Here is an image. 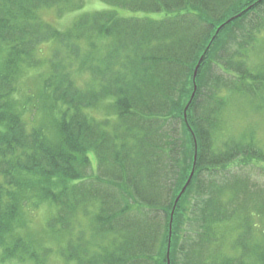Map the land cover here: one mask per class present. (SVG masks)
Segmentation results:
<instances>
[{
	"label": "trees",
	"instance_id": "16d2710c",
	"mask_svg": "<svg viewBox=\"0 0 264 264\" xmlns=\"http://www.w3.org/2000/svg\"><path fill=\"white\" fill-rule=\"evenodd\" d=\"M101 1L0 0V262L264 264V0Z\"/></svg>",
	"mask_w": 264,
	"mask_h": 264
},
{
	"label": "rangeland",
	"instance_id": "374dc122",
	"mask_svg": "<svg viewBox=\"0 0 264 264\" xmlns=\"http://www.w3.org/2000/svg\"><path fill=\"white\" fill-rule=\"evenodd\" d=\"M104 6L101 0H87V3L84 7V10H89V11H93L95 9H97L98 7H102ZM80 10H74L72 12L70 11H66L63 14H60V12L57 10V8L55 7H51V8H43L42 11H40L41 16L47 20L50 21L51 23L63 28L65 26H67L71 19L75 16V14L77 12H79ZM52 48V44L50 42L48 43H44L42 45V51L41 54L42 56H47ZM73 66L74 67H78V64L76 63V60L73 57ZM75 78H77L79 81H86L87 78L89 77V74L86 71H81V70H77V72H74ZM37 80H40V76L37 75ZM29 87H26V94L25 95H31L32 92H35L37 90V82L36 79H28L27 80ZM29 88L32 89V92L30 93ZM99 108V107H98ZM97 108V109H98ZM94 109L93 113L94 115H100L99 110ZM235 114H233V116L231 117L232 122L230 125L231 130L233 131H237L240 132L242 130V125L241 124H250V123H262V127H260V130L263 133H259L261 134V136L264 137V113H258L255 111H250L248 113L243 112L242 110L239 111L238 113L236 111H234ZM34 117V115H33ZM100 117V116H99ZM28 118L31 119V114H28ZM237 123V124H235ZM239 125L240 128H237V126ZM261 165H243L242 167L239 166H234L235 169H243L242 171H247L251 177L254 179L253 181H260L261 183H264V162H260ZM45 208H49L47 205L43 206L39 211L37 216L33 219L34 220V224L36 226V228L38 229L36 232H38L37 235L41 234L44 232V230L41 227V224L44 223L45 218H46V211ZM51 208V207H50ZM253 219L255 220V222L257 223V226H263L262 221L264 219V215H259V214H253ZM257 228V227H256ZM238 229V228H237ZM254 233H256V231H254ZM234 235H236V232L231 236L230 239L226 240V247L229 248V245L232 242V239L234 237ZM257 236V238L261 237V234L259 232H257L255 234ZM0 264H33L32 261L30 260H22V259H18V258H11V259H7L5 261H1Z\"/></svg>",
	"mask_w": 264,
	"mask_h": 264
},
{
	"label": "water",
	"instance_id": "95a60500",
	"mask_svg": "<svg viewBox=\"0 0 264 264\" xmlns=\"http://www.w3.org/2000/svg\"><path fill=\"white\" fill-rule=\"evenodd\" d=\"M198 66H199V65H198ZM198 66H197V68H196V70H195V72H194V77H196V75H197ZM194 81H195V80H194ZM196 87H197V84H196V82H195V84H194V91H193V93H192V96H193L194 93H195ZM191 100H192V98L190 99V101H191ZM190 101H189V103H190ZM189 103H188V104L186 105V107H185V112H184V113H185V117H187V113H186V111H187V108H188V106H189ZM197 156H198V151H197V143H196V146H195V153H194V162H193V167H192V173H194V170H195V165H196V161H197ZM191 179H192V175H190V176L188 177V179H187L185 185L183 186V188L181 189V191H180V193L178 194L177 198L175 199V203H174V206H173V209H172L171 219H170V235H171V232H172V221H173V213H174V209H175V207H176V205H177V202H178L180 196L183 194V192H184L185 189L187 188V186H188V184L190 183ZM170 244H171V242L169 241L168 252H167V256H168V264H170Z\"/></svg>",
	"mask_w": 264,
	"mask_h": 264
},
{
	"label": "bare ground",
	"instance_id": "6f19581e",
	"mask_svg": "<svg viewBox=\"0 0 264 264\" xmlns=\"http://www.w3.org/2000/svg\"><path fill=\"white\" fill-rule=\"evenodd\" d=\"M218 30H219V28H218ZM185 119L187 120V119H188V117H186ZM194 173H195V170H194ZM194 173H192V169H191V171H190V173H189V176H190V175H192V177H193V176H194ZM171 236H172V232H171V235H170V237H171Z\"/></svg>",
	"mask_w": 264,
	"mask_h": 264
}]
</instances>
